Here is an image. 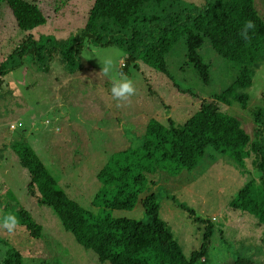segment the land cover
<instances>
[{"label":"rangeland","instance_id":"374dc122","mask_svg":"<svg viewBox=\"0 0 264 264\" xmlns=\"http://www.w3.org/2000/svg\"><path fill=\"white\" fill-rule=\"evenodd\" d=\"M40 1L48 23L36 28L37 38L40 34L67 38L77 33L85 26L94 3V0ZM255 5L264 16V0H255ZM2 21L0 51L3 52L9 37L13 40L8 43V49L19 43L20 36L9 9L5 10ZM186 49L182 38L167 55L171 79L145 64L139 69L125 70L137 91L131 104L120 108L110 93V77L123 72L125 63L124 53L116 45L93 46L85 41L81 53L84 68L75 74H66L58 61L52 63L50 72H44L27 59L23 67L7 76L10 83L4 86L5 92L0 97L1 104L5 101L0 107V221L8 213L17 217L16 209L22 206L43 226V234L33 239L18 224L11 234L0 227V238H8L12 247L21 250L26 264L110 263L101 261L94 251L82 246L64 227L55 210L38 203L30 194V174L10 145L13 138L23 134L68 196L84 208L98 215L147 220L141 202L134 209L94 205L103 186L98 173L113 153L140 143L151 118L164 123L173 118L182 124L202 100L221 92L236 79L239 65L218 54L206 40L200 52L211 65V80L203 82L188 63ZM106 59L113 61L109 76L101 73ZM246 92L250 95L246 108L234 102L226 109L254 136L253 110L264 106V62L256 69L253 84ZM246 165L253 167L251 161ZM243 170L227 154L210 145L193 170L185 169L178 175L166 170L147 174V191L158 195L159 214L168 222L186 255L200 248L204 240L205 222L195 217L213 220L215 232L199 264L233 263L237 256L251 257L264 264V223L249 212L230 207L239 189L259 174V169ZM3 254L0 250L4 257Z\"/></svg>","mask_w":264,"mask_h":264},{"label":"trees","instance_id":"16d2710c","mask_svg":"<svg viewBox=\"0 0 264 264\" xmlns=\"http://www.w3.org/2000/svg\"><path fill=\"white\" fill-rule=\"evenodd\" d=\"M6 9L11 11L20 41L8 49L13 40L9 37L5 50L0 51V97L4 86H9L7 76L23 67L27 59L44 72H50L54 61L68 75L81 71L85 41L93 46L112 44L121 49L125 58L123 73L145 64L171 79L167 55L182 38L188 63L205 83L211 80V65L200 52L206 40L218 54L239 65L236 79L221 92L202 100L182 124L173 118L166 123L151 118L140 143L113 153L98 173L103 186L94 205L134 209L141 202L147 220L98 215L84 208L68 196L23 134L13 138L10 145L30 174V194L38 203L52 207L82 246L110 264H199L215 232L213 220L195 217L205 222L204 240L200 248L186 255L168 222L159 214L158 195L147 191V174L166 170L178 175L185 169L193 170L210 145L227 154L244 172L259 169V174L239 189L230 207L249 212L264 223V106L253 110L254 136L226 109L234 102L248 106L250 95L246 89L252 86L255 71L264 62V16L259 14L255 0H94L85 26L67 38L35 36L36 28L48 23L40 0H0V25ZM248 20L256 27L244 40L239 32ZM262 95L264 99V92ZM249 161L251 168L246 165ZM180 205L194 213L185 204ZM16 210L18 224L26 228L31 238H41L43 226L31 212L22 206ZM0 243L4 252L0 264H26L22 251L12 247L8 238H0ZM232 264L259 263L251 257L237 256Z\"/></svg>","mask_w":264,"mask_h":264},{"label":"clouds","instance_id":"9594fccd","mask_svg":"<svg viewBox=\"0 0 264 264\" xmlns=\"http://www.w3.org/2000/svg\"><path fill=\"white\" fill-rule=\"evenodd\" d=\"M256 27L252 20H248L243 25L239 35L242 39L248 40L249 31L254 30ZM113 68V61L106 59L103 62L101 73L104 76H109ZM111 88L110 93L113 100L117 101L116 107H124L131 104V98L136 95V87L131 78L127 74L120 72L115 77H110ZM19 221L15 214H6L2 221H0V227L7 230L8 233H13L18 225Z\"/></svg>","mask_w":264,"mask_h":264}]
</instances>
